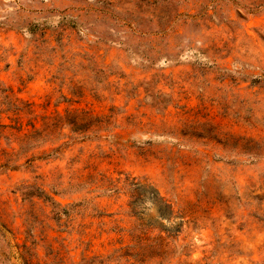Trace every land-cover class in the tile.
I'll return each mask as SVG.
<instances>
[{
	"label": "rangeland",
	"instance_id": "obj_1",
	"mask_svg": "<svg viewBox=\"0 0 264 264\" xmlns=\"http://www.w3.org/2000/svg\"><path fill=\"white\" fill-rule=\"evenodd\" d=\"M0 264H264V0H0Z\"/></svg>",
	"mask_w": 264,
	"mask_h": 264
},
{
	"label": "trees",
	"instance_id": "obj_2",
	"mask_svg": "<svg viewBox=\"0 0 264 264\" xmlns=\"http://www.w3.org/2000/svg\"><path fill=\"white\" fill-rule=\"evenodd\" d=\"M156 195H157V193H156Z\"/></svg>",
	"mask_w": 264,
	"mask_h": 264
}]
</instances>
